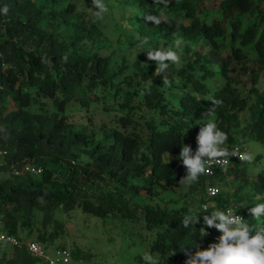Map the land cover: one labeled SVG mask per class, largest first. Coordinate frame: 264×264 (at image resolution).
Listing matches in <instances>:
<instances>
[{
  "label": "trees",
  "instance_id": "obj_1",
  "mask_svg": "<svg viewBox=\"0 0 264 264\" xmlns=\"http://www.w3.org/2000/svg\"><path fill=\"white\" fill-rule=\"evenodd\" d=\"M208 1L170 0L166 7L153 0L116 1L122 12L133 9L135 38L154 41L155 47L177 37L186 42L166 86L155 76L154 62H131L125 53L118 62L102 53L109 46L100 24L107 14L91 18L85 8L91 0H0V8H8L7 15L0 13V147L6 150L0 158V232L52 248L62 231L57 211L78 206L102 218L117 213L143 220L154 233L149 251L165 264H185L183 247L194 252L220 235L203 225L202 216L185 228L189 209L205 214V202L221 209L234 203L238 214L256 223L217 186L237 177V166L202 174L179 197L166 196H173L186 175L180 144L190 134L195 151L211 99L223 102L208 119L228 134L226 148L241 144L238 135L264 142V91L257 86L264 71V0H213L212 7ZM146 14L159 15L162 23L146 21ZM196 39L208 48L188 55ZM98 102L105 111L119 112L113 125H102V135L68 119L71 104L87 110ZM26 163L41 168L38 181L36 174L13 172ZM247 184L249 196L259 195L264 203V173L239 186ZM210 185L219 189L212 197ZM72 256L90 255L76 248ZM34 263L25 245L0 247V264Z\"/></svg>",
  "mask_w": 264,
  "mask_h": 264
},
{
  "label": "rangeland",
  "instance_id": "obj_2",
  "mask_svg": "<svg viewBox=\"0 0 264 264\" xmlns=\"http://www.w3.org/2000/svg\"><path fill=\"white\" fill-rule=\"evenodd\" d=\"M116 1L106 0V4L109 5V12L100 24L105 28V36L109 46L104 49L102 53L111 54L112 58L118 62H120L122 53H125L126 57L131 62L135 59L141 60L142 63L151 62L147 60L146 53L138 52L141 51V49L138 48L141 39L138 37L135 38L133 35L134 27L136 26V18L135 15H132L133 12H129L132 8L128 6L126 10L128 9L129 11L122 12L120 11L122 4L119 6ZM213 3V0L208 1L207 6L212 7ZM80 4H82V2ZM82 6L83 5H80V9H83ZM261 6L264 8V1L261 2ZM167 14L176 19H181L179 14L173 12ZM173 41L174 40H172V42ZM172 42L167 41L161 46H169ZM189 43L190 50L187 53L188 55L196 50L204 53L208 48L207 42L203 39H196ZM149 44L155 47L154 41H149ZM183 54L184 52L182 51L181 58ZM179 65H172L169 70ZM114 66L117 67V64ZM248 72L249 71L245 73L244 78L248 77ZM257 86L264 91V71L260 75ZM46 103L49 108L52 106L50 99H47ZM73 105L74 104H71L67 108L66 114L68 119L73 121L76 127L82 126L86 128L88 132L96 131L99 135H102L103 132L101 131L102 125H108V127H110L109 125L114 124L112 122L114 116L119 114V112L116 111L103 110L100 102L93 103L87 110L85 108H72ZM33 109H35V107ZM242 125L243 124H241V126ZM191 138L192 136L188 134L186 137L187 145H192ZM238 138L242 140V142L240 141L241 144L238 143L235 149L240 148L241 150L243 149V151H249L254 154L255 159L251 164L241 163L239 160L231 161L230 165L237 166L239 169L238 176L235 177L234 175H230L226 177L225 182L218 183L217 186L221 191L229 193V198L236 201L237 203H235L239 205V208L246 209L248 212L249 207L259 203V195L250 197L249 184L245 185L243 188L240 187L239 184L255 179L258 173H264V142L248 137L243 140L239 135ZM39 179L40 176L38 174L34 175L35 181ZM187 185L188 184L178 182V186H176L177 190L174 191V193L171 192L173 196H166L173 198L177 197L178 194L184 193L187 190ZM236 191L237 195H235V197L234 193ZM56 219L62 231L61 234L54 239L51 247L54 248L65 245L70 249L71 253L74 252V249L78 248L82 256L84 254L90 255L86 260L82 257L75 258L72 256L67 264H143L141 255L149 251V245L154 235L153 231L146 229L143 220L130 221L122 218L117 213L102 218L84 212L78 206L68 212L57 211ZM60 227L58 229H60ZM152 255L156 256L155 254ZM159 264H165V262L159 258Z\"/></svg>",
  "mask_w": 264,
  "mask_h": 264
},
{
  "label": "clouds",
  "instance_id": "obj_3",
  "mask_svg": "<svg viewBox=\"0 0 264 264\" xmlns=\"http://www.w3.org/2000/svg\"><path fill=\"white\" fill-rule=\"evenodd\" d=\"M169 2L170 0H153L154 4L165 7ZM91 5L92 7H85L83 3L89 16L95 20L102 19L109 12L105 0H91ZM0 13L7 15V6L0 8ZM143 16L146 21H151L154 25L159 26L162 23L159 15ZM185 44L182 37H177L169 46L152 47L148 39L144 38L140 40L138 48L141 51L138 52L146 53L147 60L156 65L155 76L161 79L163 85L170 86L169 68L181 63V53ZM147 83L150 87L152 81ZM210 103L211 107L202 114L207 122L199 124V130L195 136V151L190 145L180 144L178 159L186 169V175L180 179L179 183L198 182L200 175L211 174L214 165H221L222 170L226 172L230 162L234 160L229 161V157H238L241 163L248 164L253 163L255 159L254 154L249 151L241 152L239 149H229L224 146L228 141V134L217 126L214 119H208L214 116L216 108L223 102L219 99H211ZM218 191V188L214 189V192ZM202 207L205 214L189 209V215L182 220L183 226L187 228L189 225L199 223L202 216L203 225L216 229L220 235L206 248L196 245L194 252L183 247L181 250L187 257L185 264H264V203H257L248 208L250 217L256 221L255 224H249L242 216L235 214L237 210L231 207L219 208L215 201H209ZM209 209L212 210L210 213ZM199 232L202 234L201 237L207 235L203 227ZM172 254L171 252L170 255ZM141 257L143 264H159L158 256H153L151 251H146Z\"/></svg>",
  "mask_w": 264,
  "mask_h": 264
},
{
  "label": "built area",
  "instance_id": "obj_4",
  "mask_svg": "<svg viewBox=\"0 0 264 264\" xmlns=\"http://www.w3.org/2000/svg\"><path fill=\"white\" fill-rule=\"evenodd\" d=\"M239 150L243 152V149L241 150L239 148ZM5 154H6V150L0 147V158ZM232 159L239 160L238 157H229V161ZM219 168H222V166L221 165L212 166L211 174L214 172L215 169H219ZM13 172L15 174H22L25 172H29L31 174H37L41 172V168L36 167L30 163H26L19 170L15 169ZM214 189H217V187L211 185L207 187L206 191L209 197H212L217 193L214 192ZM208 202L203 203L202 206ZM229 207L235 210V207L232 205L227 206L226 208L223 209H227ZM235 214L240 215L237 212ZM6 245H14L17 247H21L25 245L29 255H31L35 259L34 264H67L72 256V253L68 247L46 248L39 242L33 240H26L25 242L22 243L15 236H12L4 232H0V247L3 248Z\"/></svg>",
  "mask_w": 264,
  "mask_h": 264
}]
</instances>
